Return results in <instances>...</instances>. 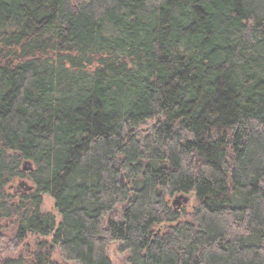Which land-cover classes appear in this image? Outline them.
Wrapping results in <instances>:
<instances>
[{
    "label": "trees",
    "instance_id": "16d2710c",
    "mask_svg": "<svg viewBox=\"0 0 264 264\" xmlns=\"http://www.w3.org/2000/svg\"><path fill=\"white\" fill-rule=\"evenodd\" d=\"M115 244L264 264V0H0V264Z\"/></svg>",
    "mask_w": 264,
    "mask_h": 264
},
{
    "label": "rangeland",
    "instance_id": "374dc122",
    "mask_svg": "<svg viewBox=\"0 0 264 264\" xmlns=\"http://www.w3.org/2000/svg\"><path fill=\"white\" fill-rule=\"evenodd\" d=\"M145 128V127H144ZM20 183H25L23 187H19ZM27 187H32V184L28 180H16L12 184L8 186V192L11 193L12 195H20L25 193ZM190 198V202L193 201L192 197ZM42 211L44 213H54L56 214L55 208H54V202L51 198L48 196L44 197V205L42 207ZM59 220V219H58ZM24 250H28L32 252L34 250V244L32 243V240H29L28 243H24ZM13 252L10 250V248H5L0 251V254L2 256V259L9 257ZM109 257L112 260V264H125L126 263V256L127 254H121L118 252V245H112L109 247L108 251Z\"/></svg>",
    "mask_w": 264,
    "mask_h": 264
},
{
    "label": "water",
    "instance_id": "95a60500",
    "mask_svg": "<svg viewBox=\"0 0 264 264\" xmlns=\"http://www.w3.org/2000/svg\"><path fill=\"white\" fill-rule=\"evenodd\" d=\"M23 169L24 171H29L31 168L29 164H25ZM24 185L25 183H20L19 187H23ZM32 190H33V187H27L25 191L30 192ZM189 202H190V199L188 197H179V198L174 199L171 205L173 208L180 209L182 206L188 205Z\"/></svg>",
    "mask_w": 264,
    "mask_h": 264
}]
</instances>
